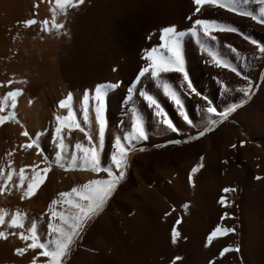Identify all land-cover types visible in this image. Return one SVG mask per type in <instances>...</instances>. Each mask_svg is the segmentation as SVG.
I'll list each match as a JSON object with an SVG mask.
<instances>
[{"label": "bare ground", "instance_id": "6f19581e", "mask_svg": "<svg viewBox=\"0 0 264 264\" xmlns=\"http://www.w3.org/2000/svg\"><path fill=\"white\" fill-rule=\"evenodd\" d=\"M65 2L66 0H0V104L3 105L0 115L6 116V109L7 114L16 115L29 131L36 108L42 105L49 110L52 106L51 98L58 97L66 89L80 88L105 76L116 82L114 90L123 91L129 80V76H126L121 81L115 69H112V64L118 62V53L106 47V43L101 44L104 46L102 51L95 49V42L87 47L90 45L87 40L92 42V39L88 36V28L83 29L86 19H90L96 11L101 14V10L105 8V0H71L66 8L57 7ZM123 2L133 4L134 7L132 0ZM222 2L257 16L261 14V8H264L260 0ZM139 5L145 9L146 17L135 26H130L127 31V39L133 49L128 56L132 62L121 66L126 70H132L137 64L144 62L143 57L151 43L164 46V33L161 31L164 27L173 26L177 30L186 31L190 21L194 22L197 18L230 24L239 33L264 45V26L248 16L230 12L227 8L203 4L197 12L193 0H141ZM33 20L35 23L32 25L23 23ZM67 34H72V38H67ZM211 35L217 37L216 41L206 38L213 45V51L217 52L220 59L231 64L240 75L229 68L217 66L208 52L201 50L193 38L186 36L183 43L193 65L208 74L202 79L199 76L196 78L205 80L204 86H198L201 94L220 111L243 98L239 88L248 82L255 86L259 81V71L264 67V57L238 33L212 31ZM202 36L201 32V38ZM77 45H80L78 50ZM227 45H231L237 52H232ZM209 46L210 44L208 48L211 47ZM100 52L107 53V56L97 58L95 54ZM245 76L247 80L244 79ZM159 80V84L155 80L153 82L158 88L161 105L168 109L166 113L171 121L175 118L172 123L180 132H171L157 120L145 127L146 140L132 139L138 135L134 127L121 126V123L117 125L121 130L118 136L114 129L106 134L101 148L102 165L106 162L107 166H114L111 164V152L114 150L112 144L116 137H120L126 147V156L142 145L149 149L136 154L131 177L116 186L104 205L100 218L90 222L89 226H84L86 231L82 233L81 240L72 244L69 262L63 263L64 258H61V264H169L167 260H171L172 264H196L186 257L190 254L186 253L184 256L185 251L179 258L173 259V255L166 259L157 256L152 258L150 248L157 243L159 223L165 226L167 238L171 239L173 226L179 235H183L175 237L178 251L182 252L192 245L194 239L187 233L195 232L192 235L196 236L197 232L198 235V231L203 228L201 208L212 201L219 211L225 209L232 216L227 219L231 232L229 237L215 238L205 264H264V79L258 82L256 94L251 101L237 109L227 121L195 140L168 145L164 143L169 139H184L196 135L207 126L209 119L215 117L204 111L206 101L199 99V95L183 94V91L179 94L184 110L194 126L186 124L179 115L181 109L163 93V83L170 84V80L161 74ZM10 92H16V96L13 98L9 95ZM32 99L35 102L30 104ZM149 110V117L155 118L153 109ZM8 125L17 135L18 146L11 170L0 173V188L4 189L0 191V214L4 216L0 231L6 233L4 237H0V264H24L36 259L39 256L37 252L43 256V250L28 249L27 244L31 241L22 240L20 234L29 235V230L35 226L40 242L51 240L48 238L47 228V223L52 222L49 211L51 199H59V193L70 192L73 187L83 185L82 181L97 179L103 173L92 172L90 168L80 174L74 171L54 172L53 167L37 155L38 151L34 146L38 143L34 134L28 140L19 136L22 132L20 127L11 122ZM125 136L129 139L125 140ZM30 141L35 142L32 148L23 147ZM236 142H240L239 145ZM68 148L69 144L66 143L61 149L63 158ZM71 162L72 160L67 159L66 164ZM239 163L243 166L238 167ZM79 164L80 160H77L75 165ZM197 164L202 167L191 174V169ZM33 168L38 171L48 168L49 171L34 194L24 197L23 193L33 176ZM21 169L25 174L23 182L20 180ZM154 169L165 176L160 186L155 179ZM226 188L233 191L225 193ZM223 198L226 205L222 204L224 207H220ZM185 204L189 205L187 210ZM212 206L213 204L211 208ZM68 210L69 205L63 212ZM13 216H17L20 227H9ZM166 235H163V240ZM225 245L230 249L224 253L222 247ZM22 247L26 251L18 255L16 249ZM75 249H79L78 257L74 256ZM170 250L172 251L171 248Z\"/></svg>", "mask_w": 264, "mask_h": 264}, {"label": "rangeland", "instance_id": "374dc122", "mask_svg": "<svg viewBox=\"0 0 264 264\" xmlns=\"http://www.w3.org/2000/svg\"><path fill=\"white\" fill-rule=\"evenodd\" d=\"M123 1H126V0H123ZM123 1L122 0H105V8L103 10H101V14L98 11L92 13V17L90 19H86V25L83 27V29L88 28L87 31H90L88 33V36L91 37V39H92V42H91V40L90 41L87 40L90 44V45H87V47L91 46V44L95 42V44H96L95 49L101 50V49H104V46L103 45L101 46V44L106 43V47H109L110 50L116 51L118 53V62H115L114 64H112V69H115V71L119 75V79L121 81H123L122 79H124V77L129 76V80L127 81V85L125 84L124 90L123 91L122 90L121 91L114 90V86L116 85V82L111 77H105V76L102 78H99V79H94L91 82H88L87 84L82 85L80 88L75 87L72 90L66 89L64 92L60 93V95L58 97L53 96L51 98L52 106L49 107L50 108L49 110L46 109V107L42 106L41 104H40L41 106L36 108V110L34 111L33 122L30 123V125H29V126H31V131H29V129H26L24 127V125L21 124L20 120L18 119V117L16 115L7 114V110L5 109L4 114L7 117H9V119L4 121L3 123H0V173H8L11 170V168L14 164L15 158L17 156L16 155L17 146H18V143L16 140L17 135L14 132L13 128L8 125V122H11L14 126H18L21 128L22 132L19 134V136L21 135V137L26 138L28 140L33 138V136L36 138L38 144H36L34 147L38 151L37 155L39 157H41L42 159H44L48 165L53 167L54 172L59 173L61 171L63 173H68V172L74 171V172H77L80 174V173H83L87 170V168H80L79 166H76V165L72 168H68V164H66L67 159H68V161L72 160V154L73 153L76 154L77 160H80V156L82 155V153H80V151L78 149H76L75 145L77 143H80L84 147H95V148H97L99 150L100 158H101V155L103 153L101 152V148L99 146V125L95 121L96 101L94 99V89L97 86H99L102 89V94L105 95V97H106L105 136L107 133L110 132L111 129H114V133H116L115 135L118 136L119 132H121V130L117 127V125H119L120 123L123 124L121 126L125 125V127L129 126V127L133 128L134 125L136 124L137 120H139L141 126L145 129V127L148 124H150V122H156L158 120V118L155 115H154L155 118L149 117V112H151L149 109H152V108H150L147 105V103L145 102L143 97L140 95L141 90H143L147 94L151 95L159 103V105L162 107V109L165 112L168 111V109H166L165 107H163V105H161V98L159 97V92H157L158 88H157V86H155V83L153 82V79L151 78L150 73L146 74L144 78H141V81L139 83H137V84L135 83L136 75L138 74L139 68L146 66L148 61H146L144 59V62H142L141 64H137L136 67L132 70H130V69L126 70V69L121 68V66L128 65L132 62V60L128 56H129V53L132 51L133 48L130 45L129 40L127 39V37H128L127 31H128L130 26H135V24L137 22L140 23L146 17L145 9H143L139 5L141 0H137V2H136V0H132L134 2V7H132L133 4L130 5L127 2H123ZM123 3H127V4L123 5ZM118 4H120V5H118ZM121 5H123V6H121ZM117 8H119V9H117ZM96 17H98V18L95 19ZM96 36L99 37V39H96L97 38ZM67 38L71 39L72 34H67ZM203 38L204 37L202 36V39ZM206 38L207 37L204 38L205 41L203 40L205 42L206 47L208 48V45L210 44L211 47L209 46L210 48H208V49L210 51L214 52L213 51L214 49L212 48L213 45L209 42V40L207 41ZM182 44H183L182 45V53H183V60H184V64H185V70L187 71L188 77H189L190 81L192 82V86L194 88V91H196L197 93L200 94L197 97H199V99H202L203 95L201 94V90L199 89L198 86H200V85L204 86L205 80L203 79L204 81H202V80L200 81V80H197L196 78L199 76V77H201L200 79H202L203 76L206 75L207 72L204 71L203 69H198V68H196L195 65H193L192 61L189 60L188 54L186 53L185 44L183 43V41H182ZM79 47H80V45H77V50ZM163 47L164 46L160 47V45L158 43H153V44L151 43V45H149L147 47L146 52L150 51L153 48H156L158 50V52H164ZM91 49H92V47H91ZM93 49H94V47H93ZM215 53L217 54V52H215ZM95 56L97 58H99V57L105 58L107 56V53L103 54L100 52V53L95 54ZM217 56H218V54H217ZM144 57H145V55H144ZM219 58H220V56H219ZM261 73H264V67L263 66L261 67V69L259 71V81H257L255 86L252 88V92L250 94V99H248L245 104L241 105L237 109H239V108L245 106L247 103H249L251 101V99L253 98V95L256 94L257 87L259 84L258 82H260V80H262ZM161 75H163V76L165 75L168 78V80H170V85H172L173 90H178V94L180 92L182 93L184 91L185 86L180 84L181 77L179 76V74L167 73V74H161ZM121 81H120V83H121ZM171 82H173V83H171ZM134 84H135V87H134ZM122 86H123V82H122L121 87ZM85 90H89V103L87 106V112H88L87 122H85V117H84L85 106L83 104V93ZM69 94L72 95V100L70 101V105H71L73 112L75 114L76 123L79 124L80 127H75V126L67 127L66 126V127L62 128L60 135L57 136L56 131H55L56 127L58 126L56 116L57 115L66 116L67 112H68L67 108H61L59 106V101L61 99H67ZM34 102H35V100L32 99L30 101V104H32ZM238 103L239 102H237V104ZM234 112H232L231 114L228 115L227 120L229 119V117ZM152 120H154V121H152ZM173 120L175 121V118L172 119V121ZM227 120H225V121H227ZM225 121L219 122L217 125H220L221 123H223ZM81 128H83L84 131H81L80 130ZM25 132L28 133L27 136L22 135V133H25ZM85 133H88V135H85ZM193 136H195V135H193ZM90 139H91V143H90ZM175 139L176 138L169 139L164 144L168 145V144H170L169 141L175 140ZM61 140L63 141L64 145H66V143L69 144L68 150L64 153V155H65L64 158L62 157V152H61L62 148L60 147ZM179 140H181L183 142L189 141L187 138L179 139ZM239 143L240 142H238V144H237V142H236V145H239ZM147 149H149L148 146L142 145V146H139L136 150L130 152L126 156V158H125L126 159L125 178L123 181H121V183L126 182L131 177L132 163H133V159L135 158L136 154H138L140 152H144ZM105 163H103V165L101 164L102 167L107 166V163L106 164ZM240 166L242 167L243 164L241 165V163H239L238 167H240ZM112 168H113L114 172L116 174H118L119 170L116 169L115 165ZM157 170L158 169H154L153 173L155 174V177H156L155 179L160 186L163 183L165 176L163 173H161ZM155 171H157V172H155ZM99 173H103V175L101 177H98L97 179H106L107 178L106 173H104L102 171ZM103 176H105V177H103ZM157 178L159 180H157ZM93 180H96V179H93ZM160 180H162V182ZM87 182L82 181L83 184H85ZM58 190H59V188H58ZM53 194H55V191ZM53 199H56V198H53ZM212 202H210L209 204H207L205 206H202V208H201L202 213H201L200 218L202 220L201 227H203V228H201L200 231H198V235L196 232V236H198V237L196 238V236H194L195 232H188L187 233V235L189 237L193 238L195 241V242L193 241L192 245H190L188 247L189 250H187L188 248H186L182 252L178 251L177 246H176L177 245L176 242L172 243L171 239L167 238V235L165 234V226L162 223H159V225L157 227V231H156V233H157L156 239H158L157 243L155 244L156 247H155V245H153L150 248V255L153 254L152 258L154 256H157V257H161L163 259L164 258L166 259V258L170 257L171 255H173V259H174V258L181 257L182 255H184V253H185L184 256H186V253H187V255L188 254H190V255H188L186 257H189L190 260L193 261V263L205 264L207 262L206 257L208 256V251L211 248L213 241H215L216 239H218L220 237H225V236L229 237V234L231 232V230L227 224V219L231 218L232 216H230V214H227V212H225V209L222 211L221 210L219 211L217 209V206ZM189 203L191 204V202H188V204ZM211 203L213 204L212 208H211V205H212ZM185 205H184V207H186V210H187L189 205H186V206ZM220 205H221L220 207H222L223 205L225 206L226 203L223 205H222V203H220ZM67 206L68 205L66 203L61 202V203H59L53 207L55 208L56 211L63 212L65 210V207H67ZM208 206H210V207H208ZM103 210L104 209H102L100 212L95 214V216L93 218H91L89 220V222H87L85 224V226L86 225L89 226L90 222H94L97 219H99L103 213ZM207 220H209V221H207ZM56 223H57V220H56ZM220 223H221V225H220ZM207 225L210 226L211 229ZM220 227L226 228V229H228V231L217 233L216 229L220 228ZM162 228H164V229H162ZM203 230L204 231L206 230V232H208L209 234L204 232ZM85 231H86V227L81 232V234H80L81 237L79 236L76 238V240H75L76 242H78V240L79 241L81 240ZM203 232L206 233V235ZM192 234H194V235H192ZM163 235L164 236L166 235L165 240H163L164 239ZM200 235H202V237ZM182 236H183L182 234L179 235V237H182ZM48 238L52 239V232L50 230L48 231ZM161 238H162V240H161ZM183 239H185V238H183ZM168 240H170V241H168ZM165 241H167V242H165ZM198 243H200V244H198ZM168 245L170 247H168ZM164 247H166V248H164ZM170 248L172 249V251L170 250ZM229 249L230 248L227 247L226 245L222 247V250L224 251V253L227 252ZM186 250H187V252H186ZM162 251H163V253H162ZM176 251H177V253H176ZM178 252L180 254H178ZM70 254H71V251L68 252L66 256L61 257V258H64L63 263L69 262V259L71 258ZM78 254H79V249H75L74 256L78 257L79 256ZM37 256L38 257H35L36 259H32V260L28 261V263H24V264H32L33 260H35V264H49V260H50L49 257L41 256L39 252H37ZM167 263L172 264V261L167 260Z\"/></svg>", "mask_w": 264, "mask_h": 264}, {"label": "snow or ice", "instance_id": "6c2138e0", "mask_svg": "<svg viewBox=\"0 0 264 264\" xmlns=\"http://www.w3.org/2000/svg\"><path fill=\"white\" fill-rule=\"evenodd\" d=\"M194 4L197 6V12L200 11V5L203 4H212L216 5L220 8H227L230 12H236L238 15H245L250 17L254 22L261 24L264 26V8H261V14L259 16L253 15L251 13L244 12L237 7L230 6L229 4L223 3L222 0H193ZM246 2V0H245ZM260 3L264 4V0H260ZM71 4V0H66L65 3L58 4L57 7L63 9L66 8L67 5ZM75 6V5H72ZM25 25H32L35 21H24ZM63 27V25H60ZM164 33L163 39L165 41L164 44V52H158L156 48L151 49L146 52L144 59L148 61L147 65L139 68L138 74L136 75L135 83H139L141 78H144L146 74L150 73V76L153 80L160 83L159 77L160 74L167 73H177L181 77L180 84L185 86L183 94H195L200 95L192 86V82L190 81L187 71L185 70V64L183 60L182 53V41L188 36L195 40L196 44L199 45L200 49L203 51H207L208 54L212 57L214 63L223 68H229L232 72L236 74L239 72L236 71L234 67L231 66L227 61L220 59L215 52L210 51L206 46L205 42L201 38V32L203 37H208L211 41H216L217 37L215 35H211L212 31H228L233 33H238L243 36V38L253 44L260 52L261 56L264 57V45L259 44L257 41L245 35L243 33H239L238 29L230 24L217 23L215 20H206V19H195L194 22L190 21V26L186 31L177 30L173 26H166L161 30ZM160 31V35H161ZM159 35V37H160ZM228 48L231 49L232 52L236 53L237 50L232 48L231 45H227ZM239 55V53H237ZM247 67V66H246ZM261 78L264 79V73H261ZM247 80V76L244 77ZM11 83V81H9ZM135 87V84H134ZM253 85L251 82H248L245 86L238 89L239 92L243 93V98L239 101V103L228 104L223 110L218 111L216 107H214L211 102L207 101L206 97H202L203 100L206 101V107L204 111L209 114H212L213 117L208 120L207 126L203 127L202 131H198L195 136H188L187 139L189 141L195 140L198 137L204 136L206 133L211 131L219 122L225 121L228 118V115L234 112L238 107L245 104L248 99H250V94L252 92ZM163 93L178 107L180 108L179 115L183 118L184 122L188 125H193V122L187 116L184 106L181 99V94H178V90H173L172 85L165 82L163 83ZM10 96L13 98L16 96V92H10ZM140 95L143 97L147 105L153 109L154 115L158 118L159 123L166 127L173 133H178L180 130L172 123L167 113L162 109L159 103L145 91L141 90ZM94 99L96 101L95 107V121L99 125V146L103 147L104 137H105V112H106V97L102 94V89L97 86L94 89ZM72 100V95L69 94L67 99H61L59 101V106L61 108H67L68 112L66 116L57 115L56 120L58 126L55 131L57 136L60 135L62 128L64 127H80L79 124L76 123L75 114L70 105V101ZM89 103V90H85L83 93V104L85 106V122L88 120V112L87 106ZM3 109V105L0 104V110ZM9 119V117L0 115V123H3L5 120ZM84 131L83 128L80 129ZM134 130L138 134L136 137H132V139H140L146 140V132L144 128L141 126L139 120H137L134 125ZM22 135L27 136L28 133H22ZM88 135V133H85ZM125 140H128L129 137L125 136ZM183 141L179 139L171 140L169 143L172 144H181ZM91 143V139H90ZM243 143V142H241ZM35 142L30 141L27 145L23 147L32 148ZM60 147L63 148L64 144L61 140ZM76 149L82 153L80 156V168H90L92 172L99 173L104 172L107 175L106 179H96L90 180L87 183L83 184L81 187H73L70 192H61L59 193V199H52L49 205V211L51 212L52 222L47 224V228L54 233V238L45 242H40L38 236L36 234V228L33 226L29 230V235H25L24 233L20 234V238L22 240H30L31 242L27 244L28 249H41L43 250L42 255L45 257H49V264H61V257L67 255L68 252L71 251V246L75 242L76 238L80 236L81 232L84 230L85 224L95 216L98 212H100L104 205L106 204L108 198L113 194L116 189V186L121 183V181L125 178V165H126V147L122 144L121 138L116 137L115 142L112 144V148L114 149L111 152V164L115 165L116 169H118V174H116L111 166L102 167L100 162V153L99 150L95 147H84L80 143L75 145ZM160 147V145H157ZM235 147V145H232ZM202 159V158H201ZM77 161V156L75 153L72 154V162L68 164V168H72L75 166ZM202 167L201 164H197L195 167L191 169V174L196 173L199 168ZM49 171L48 168H44L42 170H36L33 168V176L31 181L27 184V188L23 193L24 197H31L38 186L41 184L43 179L45 178V174ZM190 174V175H191ZM24 170L21 169L20 180L23 182L24 180ZM192 176V175H191ZM11 178V173H9V179ZM259 179V177H257ZM192 181L190 180V183ZM4 189L0 188V191ZM233 189L226 188L224 192H230ZM66 203L69 205V210L67 212H58L54 209L53 206L59 203ZM220 203L225 204L226 201L223 198ZM167 215V213H165ZM59 220V224L55 223L56 220ZM4 222L3 214H0V224ZM179 223V220L176 221ZM20 221L17 219V216H13L12 220L9 222V227H20ZM228 229L220 227L216 229L217 233L227 232ZM6 235L5 232L0 231V237H4ZM179 235L175 226H173L171 230V241L175 243V237ZM26 248H17L16 253L18 255L24 254ZM32 264H35V260H33Z\"/></svg>", "mask_w": 264, "mask_h": 264}]
</instances>
